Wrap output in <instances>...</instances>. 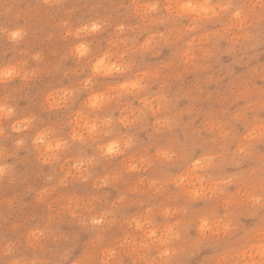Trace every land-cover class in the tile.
Instances as JSON below:
<instances>
[{"label":"clouds","instance_id":"obj_1","mask_svg":"<svg viewBox=\"0 0 264 264\" xmlns=\"http://www.w3.org/2000/svg\"><path fill=\"white\" fill-rule=\"evenodd\" d=\"M0 264H264V0H0Z\"/></svg>","mask_w":264,"mask_h":264}]
</instances>
